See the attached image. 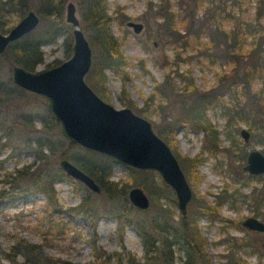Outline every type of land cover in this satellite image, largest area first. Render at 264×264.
Returning a JSON list of instances; mask_svg holds the SVG:
<instances>
[{
	"label": "rangeland",
	"instance_id": "1",
	"mask_svg": "<svg viewBox=\"0 0 264 264\" xmlns=\"http://www.w3.org/2000/svg\"><path fill=\"white\" fill-rule=\"evenodd\" d=\"M69 1L75 4L76 15L82 27L79 0L64 1L60 20L62 24L72 28L65 20L66 4ZM148 1L154 4L160 3V0H106L107 14L113 17L110 29L119 40H123V53L129 62L124 68L129 74L124 76V79L110 69L105 70L108 79L104 99L116 108L129 106L128 98H131L137 106H143L155 82L162 83L166 74L169 76V89L171 85L180 89L185 81L178 76L177 72L188 68L198 90L204 91L214 83L216 73L231 67L229 63L220 58L214 59V62L210 64L200 53L203 47L199 44L191 43L182 46L178 41H169L162 35L159 19L154 16L156 7L148 6L150 4ZM169 2L171 9L177 14L178 31L185 33L183 21L186 19L181 17L184 11L180 7V0H169ZM226 4L235 16H242L247 20L253 18L256 10V0H243L240 6L231 0H226ZM39 5V0L28 2V8L36 12ZM211 5L223 6L224 3L222 0L211 2L202 0L196 8V13L201 16L205 7ZM5 18L9 26L15 24L21 17L8 14ZM129 20L141 22L142 29L139 32L134 31L132 26L127 25ZM262 21L264 23V16ZM224 23L228 27L232 19L227 18ZM51 25H56L53 16L40 18L34 32L35 34L40 33L50 28ZM188 36L192 38L191 35ZM64 38V33H58L53 41H43L41 48L44 60L37 68L49 67L52 61H55L53 65H56L69 57L70 54L66 55ZM201 38L205 42L208 41L207 37ZM90 45L93 53L91 42ZM248 47L249 44L246 42L245 48ZM177 53L181 58L178 64L175 63ZM197 54H199L198 58ZM140 59L144 60L145 71L139 65ZM0 80L11 86L8 99L0 102V264L28 263L22 255L13 256L10 253L9 247L17 237L42 242L46 255L59 256L64 259L65 264L93 262L95 259L94 240H96V245L103 247L109 254L108 257H103V263L117 264L119 261L120 264H130L127 260L128 255L143 262L144 248L137 226L135 223L126 222L120 240L116 232L118 215H121L122 219L131 218L147 228L153 226L154 222H162L164 218L176 223L180 214L175 203L176 198L169 186H167L166 194L158 193L154 184L162 180L156 171L139 170L140 172L134 173L137 177L147 176L149 182V189H143L150 198V206L147 209H139L131 204L127 196L110 199L101 190L93 191L79 180L66 175L59 165L61 158H67L80 166L77 160L86 161L91 158L101 161L105 154L87 150L72 143L63 135L59 124L52 126L54 118L47 108L46 100L15 86L11 79V65L1 56ZM123 87L128 94L127 97L122 93ZM178 92L175 90L169 95L167 101L162 100V105H165L162 110L168 115V119H172V112L174 117H177L182 105L187 104V102L184 103L182 97L177 95ZM158 103L155 99L152 107ZM207 115L220 132V148L215 154L202 149L204 137L201 131L195 133L179 128L174 135L180 154L195 156L201 153L203 156L197 165L195 173L197 179L191 183L197 195L189 203L188 213L189 210L197 209L196 205L200 196L211 204H215L217 198L219 197L220 200V197L225 194L224 190L227 189L229 192L236 190L238 198L237 200L231 197L222 198L218 206L219 214L214 219L207 214L199 216L197 222L205 240L204 252L207 259H202L203 264H230L228 256L234 251L235 255L241 258L240 264H263L264 257L261 262H258L257 250L240 244L246 235L252 234L241 225V220L249 215L264 220V204L256 208L252 199L255 189L264 188V174L257 178L247 176L248 173L242 169L246 156L242 159L241 154L243 150L247 154L253 148L264 152L263 143L259 138L253 139L252 135L248 142L244 141L239 130L241 127L250 130L245 121L239 122L238 131L234 135L233 121H228L219 107L208 109ZM148 119L152 121L156 131L162 127V114L157 111L153 110ZM232 138L235 142L230 146ZM45 140L53 143L52 152ZM62 151H65V157H60ZM19 168L24 169L25 179L18 181L15 176ZM43 173H46L45 178L48 180L62 174L61 178L55 179L53 185L59 206L56 211L52 212L51 222L48 221L49 218L44 210L45 206L50 208L46 194L42 191H35L33 185H30L26 191L17 187L21 185L27 188V184H31L33 180L32 175H43ZM129 174V168L112 159L110 179L127 180L130 183L129 186L135 185L131 179H128ZM83 196H86L90 200V205L96 208V215H90L89 211L78 212L73 208L79 204ZM160 205L171 208L174 217L160 215ZM115 252L122 253L117 254L119 255L118 261H116ZM169 254L171 256L168 254L158 256L155 259L158 263L155 262V264H170L171 262L172 264H187L186 254L178 247V244L171 245Z\"/></svg>",
	"mask_w": 264,
	"mask_h": 264
},
{
	"label": "trees",
	"instance_id": "2",
	"mask_svg": "<svg viewBox=\"0 0 264 264\" xmlns=\"http://www.w3.org/2000/svg\"><path fill=\"white\" fill-rule=\"evenodd\" d=\"M40 5L37 13L40 18L53 16L56 25H51L47 30L35 34V29L22 37L10 42L5 51L0 53L9 63L13 62L24 66L29 70H34L43 62V50L41 45L44 40L53 41L58 33H64V45L66 55L71 53L72 33L71 27L62 24V10L65 0H39ZM202 0H180L186 21H183L185 33L178 31V19L176 13L171 9L169 0H160V3L154 4L148 1V6L156 7L154 9L155 18L159 19L160 30L163 36L169 41H178L182 46L187 44H199L203 47L200 53L209 63H213L214 59H223L229 63L230 68L222 69L216 73L214 83L206 90L199 91L194 82V78L190 74L188 68L182 72H177L178 76L185 81L182 88L170 87L169 76L166 74L164 81L155 82V86L150 94L145 98L143 106H137L135 102L128 98V105L137 113L149 118L150 113L154 110L162 114V127L157 129V133L168 143L175 155L177 156L186 177L190 183H194L197 179V165L203 159L201 153L195 156L183 155L178 152L177 140L174 137L175 132L179 128L193 131L195 133L203 132L202 149L210 154H215L220 148L219 130L212 123L207 115L210 108L219 107L228 121H233L234 135L238 131L239 122L245 121L251 130L253 139L259 138L263 143L264 151V0H256V10L252 19H244L242 16H235L231 9H228L226 0H222L223 6L211 5L204 9L200 15L196 13V8ZM211 2L212 0H208ZM234 4L240 6L243 0H231ZM29 0H0V30L6 32L14 24L7 25L5 16L12 14L22 17L28 8ZM106 0H79L82 29L93 45L92 63L90 70L86 74V81L89 85L102 97L105 98L107 90L106 81L108 79L105 70L110 69L112 72L121 75L122 79L128 75L124 68L129 64L127 56L123 53V40H119L110 29L113 17L107 14ZM223 13V15H222ZM231 18L232 23L228 27L225 25V19ZM181 20L183 18H180ZM191 35L192 38H189ZM207 37L208 41L201 40V37ZM249 39V40H248ZM248 42L249 47L245 48ZM199 57V54L196 55ZM180 56L177 53L175 63L178 64ZM185 60V58H182ZM181 60V58H180ZM52 61L49 66H52ZM139 65L145 71L144 60H139ZM48 66V65H47ZM178 67V65H177ZM258 84V85H257ZM10 84H5L0 80V102L8 99L10 93ZM178 90V96L182 97L184 103L177 117L171 113L172 119H168L162 105V100L167 101L169 95ZM122 93L127 97L123 87ZM158 100V104L152 107ZM231 100V101H230ZM152 107V108H151ZM58 122L53 119L52 126H57ZM155 128V127H154ZM231 137V136H230ZM235 139H231V144ZM49 144L52 152L53 146L51 142L45 140ZM246 151L243 150L241 158L244 159ZM60 157H65V151H62ZM101 161L92 160L80 161L79 167L90 174L101 188V192L110 199L126 198L130 183L125 181H114L110 179L112 159L104 155ZM78 166V165H77ZM18 173L15 178L25 179V171L22 168L16 170ZM241 171V170H240ZM139 170L129 168V178L135 185L149 189L148 177H137L134 173ZM145 172H152L146 170ZM37 173V172H36ZM45 174L32 175L31 184H27V188L17 185L22 191L35 187V191H42L46 194L47 202L50 208L44 207L48 221L51 222V214L56 211L59 206L57 194L54 189V181L61 178L62 174L56 175L54 179L48 180ZM247 176L259 177L260 175ZM68 178V177H67ZM156 183V182H155ZM19 184V182H17ZM158 193L166 194L167 185L161 181L154 184ZM225 194L217 198L215 204H211L207 199L200 196L197 203V209L189 211L186 216H179L176 223L163 219L162 222H154L153 226L147 228L144 224L134 222L131 218L122 219L118 215V224L116 232L122 239L123 229L126 222L135 223L137 230L141 236L144 248V261H137L132 256H127L130 264H155L160 255H170L171 245L178 244L186 254V263L193 264L195 259H204V243L205 240L199 230L198 218L201 214H207L211 219L218 216V206L221 199L229 197L237 200L238 194L236 190L227 191ZM195 195H197L195 193ZM128 197V196H127ZM256 208H260L264 204V188L254 190L252 197ZM78 212L89 211L90 215H96L97 210L90 205V200L83 196L79 204L75 207ZM125 215V214H124ZM160 215L174 217L171 208L160 205ZM159 236H158V235ZM96 235V233H95ZM158 236V237H157ZM94 240V257L93 262L87 264H100L104 262L103 257H108V252L103 247L96 245ZM13 256L22 255L25 262L30 264H65L63 258L59 256L46 255L44 244L42 242H33L25 237H17L9 247ZM116 253V261L119 259L121 252ZM11 256V254H8ZM169 257V256H168ZM117 264H120L119 261ZM172 264V262L170 263Z\"/></svg>",
	"mask_w": 264,
	"mask_h": 264
},
{
	"label": "water",
	"instance_id": "3",
	"mask_svg": "<svg viewBox=\"0 0 264 264\" xmlns=\"http://www.w3.org/2000/svg\"><path fill=\"white\" fill-rule=\"evenodd\" d=\"M65 20L72 26L69 57L56 65L34 70L11 62L13 84L44 98L61 132L72 143L105 154L127 168L156 171L174 193L179 213L185 215L194 189L177 156L156 132L150 119L130 106L116 108L89 85L86 74L92 63V48L80 27L72 1L66 4ZM39 21L37 12L28 9L8 31L0 30V53L10 42L35 29ZM127 25L136 32L143 27L141 22L131 20L127 21ZM239 133L245 142L250 140L251 131L248 128L241 127ZM59 165L66 175L79 180L89 189L96 192L101 190L90 174L69 159L61 158ZM242 167L251 174H264V152L258 148L250 149ZM127 196L131 204L139 209L150 206L149 196L139 185L129 187ZM243 224L250 229L264 231V223L255 216H248Z\"/></svg>",
	"mask_w": 264,
	"mask_h": 264
},
{
	"label": "flooded vegetation",
	"instance_id": "4",
	"mask_svg": "<svg viewBox=\"0 0 264 264\" xmlns=\"http://www.w3.org/2000/svg\"><path fill=\"white\" fill-rule=\"evenodd\" d=\"M243 166V165H242ZM243 169V167H242ZM244 170V169H243ZM246 171V170H245ZM247 172V171H246ZM248 174H251L249 172H247ZM251 175H261V174H251ZM162 180V179H161ZM172 191V190H171ZM174 194V193H173ZM175 196V195H174ZM195 193L193 194L192 199L194 198ZM176 198V197H175ZM191 199V201H192ZM176 201V199H175ZM190 201V202H191ZM189 202V203H190ZM176 203V202H175ZM188 203V205H189ZM262 207V206H261ZM190 211V210H189ZM179 212V211H178ZM180 214V213H179ZM188 214V207H187V213L185 215L180 214V216H186ZM249 216H254V215H249ZM248 216H246L243 220H241V225L247 230V232H251V235H246L242 242L240 243L241 245H245V246H251L254 250H257V256H258V262H261L263 257H264V231L262 230H257V229H250L248 228L246 225L243 224L244 220L247 218ZM257 217V216H255ZM258 219H260L259 217H257ZM263 223L264 220L260 219ZM237 245V244H235ZM185 253V252H184ZM236 252H232V255L228 256V260L230 264H240L241 258L239 255H235ZM201 261L203 264L202 259H195L194 263ZM249 264V263H247ZM264 264V262H263Z\"/></svg>",
	"mask_w": 264,
	"mask_h": 264
}]
</instances>
